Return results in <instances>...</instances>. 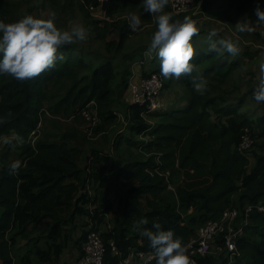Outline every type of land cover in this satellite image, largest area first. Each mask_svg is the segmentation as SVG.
I'll list each match as a JSON object with an SVG mask.
<instances>
[{
  "label": "trees",
  "instance_id": "obj_1",
  "mask_svg": "<svg viewBox=\"0 0 264 264\" xmlns=\"http://www.w3.org/2000/svg\"><path fill=\"white\" fill-rule=\"evenodd\" d=\"M64 1L69 6L80 2L88 10L102 6L100 0ZM120 1H109L103 10L112 22H105L104 27L100 22L94 23L101 40L106 41L109 33L117 38L106 43L108 49L116 51L124 50L129 38L135 35L129 23L113 20ZM202 1L204 10L209 11L216 0ZM228 1L239 12L264 7L261 0ZM0 16L5 19L11 16L6 0H0ZM243 49L248 60L264 55L258 50ZM60 51L63 59L33 78L21 81L7 74L0 75V139L14 132L22 141L16 143L21 163L16 174L10 170L11 152L0 153L1 264H15L16 239L28 235L45 221L52 223L50 238L58 241L68 237L79 217H89L105 242L106 263L120 264L133 250L154 252L147 237H141L139 232L145 228L155 230V223L172 229L187 246L196 234V227L221 220L229 209L264 203V115L254 123L241 112L244 104L221 106L220 102L228 103L222 97L196 93L183 110H165L147 116L143 108L130 104L125 114L126 128L132 136L151 140L130 142L128 139L127 142L148 154L159 155L147 159L133 157L123 165L102 153L93 158L99 165L82 168L83 150L72 134L64 135L60 141L35 140L48 112L63 113L69 119L93 104L105 125L118 121L114 111L117 96L114 62L103 60L90 75L78 79L79 70L85 67L83 58H73L67 46H62ZM199 56L214 59L215 52ZM194 63L199 61L194 60ZM210 69L215 70L217 77L226 79L232 64ZM64 78L73 81V85L64 97L49 105L50 84ZM193 78L192 73L188 74L183 84L192 86ZM148 117H158L161 123L155 127L148 122ZM247 131L256 140L248 154L237 149ZM253 151L255 163L250 167ZM156 170L170 172L173 176L184 175V185L177 191L180 208L192 210L199 216L187 222L180 209L163 199L168 183ZM88 185L95 189L93 197L84 192ZM116 205L114 225L102 232L101 226ZM137 217L141 218L139 230L134 223ZM63 250L64 246L58 244L52 253L37 248L36 255L42 262H50L59 259ZM238 253L231 264H264V216L256 211L251 214V224L238 242ZM202 261L220 264L225 260L209 257ZM20 264L33 263L25 256Z\"/></svg>",
  "mask_w": 264,
  "mask_h": 264
},
{
  "label": "rangeland",
  "instance_id": "obj_2",
  "mask_svg": "<svg viewBox=\"0 0 264 264\" xmlns=\"http://www.w3.org/2000/svg\"><path fill=\"white\" fill-rule=\"evenodd\" d=\"M264 5V0H261ZM7 9L10 11L11 16L7 19L0 16V20L4 22H14L21 17L32 14L34 16H44L54 12L56 16V23L59 27L70 30L74 24H83L89 29V36L85 41H74L71 44H67L69 49L68 54L73 58H83L85 67L79 70L78 79L86 77L92 73V71L106 59H111L114 62L116 68V81L114 84L117 98L114 105V111L119 112L122 115L126 114L128 106L127 100L122 91L126 90L129 82V74L132 63L136 58H140L143 53H139L140 50L129 46L125 47L122 51H116V49H108L106 43L108 41L117 40V38L109 33L106 41L101 40L95 32V22H100L102 27L106 26L105 22H112V19L108 18L104 12L100 10L90 11L85 8L80 2L75 3L73 6L65 4L64 0H6ZM203 1L199 0L196 3L195 9L192 11V18L198 21V28L200 29L197 37H193L194 42L197 43V52L193 58L198 60L193 77H200L202 74L204 77V88L202 92H197L193 86L187 87L183 84L182 80L188 79V74H183L179 79H166L168 85H172L174 92L178 91L181 96L192 97L193 94H206L209 97H222L227 104L220 102L221 106L228 104H244L241 112L246 113L251 120L255 123L257 118L264 115V102H256L253 98L254 90L261 79H264V72L259 73V66L262 64V59L259 58L256 61L248 60L243 55V48L252 50H262L264 48V33L260 34V31L264 29V23L259 24L256 30L251 33H238L235 24L241 19H251L255 22L254 9L251 11L239 12L228 0H216L214 6L209 11L204 10ZM165 11L171 12L168 4ZM135 13L141 17L140 30L135 31V36L132 37V44H136L138 41L149 42L152 34L156 30V21L153 14L144 12V6L142 0H122L117 4V10L114 15V19L117 22L129 23L130 14ZM145 14V15H144ZM185 16H175V20H183ZM211 26V27H210ZM213 27L219 28L224 32L227 39L239 40L237 54L233 55L227 51L215 52L214 59H206L200 57L199 53H208V34L206 30ZM219 36L220 38H223ZM150 45V44H149ZM146 46L145 48L149 47ZM61 53V51L59 50ZM149 54L143 55L147 58V62L157 61L158 57L154 52L149 51ZM63 54V53H62ZM138 55V56H137ZM264 56V55H262ZM213 60V61H212ZM232 64V71L230 75L225 79L214 75L215 70L210 69L214 67L223 68L225 65ZM160 67V64L158 65ZM191 79V78H190ZM73 81L68 78L56 79L49 87V96L51 97L49 105H53L64 97L73 85ZM89 110L93 114H97L94 105H90ZM148 122L153 126H157L161 123V119L158 117H148ZM66 134H72L75 137L76 144H78L83 150V158L80 166L83 168H93L98 163H95L93 158L95 154H104L111 156L118 165L125 164L133 157L136 158H150L157 157L159 154L156 152L148 154L142 151L138 146H133L130 142H149L150 137L132 136L129 129L126 128L124 123L117 121L113 125L107 126L103 120L99 119V123L93 125L87 119L83 117L81 113H76L72 118H66L63 113L53 115L51 112L46 113L43 118L42 124L39 128L38 136L36 139H44L49 141H60ZM17 141L9 143V141L0 143V152H3L5 148L11 144L10 162L20 161L17 157L18 150L16 147ZM6 153V152H4ZM3 153V154H4ZM252 167L255 163L254 151L250 155ZM185 177L182 173L177 175H171L169 177V184L173 188H168L163 192V199L182 211L186 221L198 214L192 210H181L179 200L177 196L178 189L184 185ZM117 205L111 212L110 217L105 221V225L101 226V231L104 232L107 228H112L114 225V218L117 215ZM199 216V215H198ZM76 220L74 229L71 230L68 237L54 241L50 238V231L52 223L45 221L41 223L36 229H33L28 235L18 237L16 243L13 246V258L15 264H20L23 257L29 256L33 264H60V261L67 258L65 264H68L70 260H73L74 251L78 254L81 252V246L84 241L88 225L84 218L79 217ZM90 220V219H88ZM91 221V220H90ZM137 230L141 226V218L137 217L135 222ZM196 227L195 229H197ZM143 230H140L141 237ZM61 244L64 246V250L59 259H53L50 262H42L36 255L37 248L46 250L50 253L54 250L55 245ZM53 245V246H52ZM76 255V254H75ZM62 258V259H61ZM61 261V262H62ZM1 264V262H0Z\"/></svg>",
  "mask_w": 264,
  "mask_h": 264
},
{
  "label": "clouds",
  "instance_id": "obj_3",
  "mask_svg": "<svg viewBox=\"0 0 264 264\" xmlns=\"http://www.w3.org/2000/svg\"><path fill=\"white\" fill-rule=\"evenodd\" d=\"M142 4L144 12L153 14L156 21L148 51L158 57L160 75L164 79H179L183 74L193 73L198 43L193 37L200 31L198 21L191 16H185L182 21L173 19V13L165 11L168 0H142ZM254 15L255 22L241 19L235 24L238 33L254 32L259 24L264 23V7L257 6ZM141 23L139 15L130 14L132 31L140 30ZM217 35L216 29L209 33L208 52L238 53V39H212ZM88 36L89 29L83 24H74L70 30L59 27L54 12L46 17L28 14L14 22L0 20V75L7 74L21 81L33 78L63 59L59 52L62 46L85 41ZM259 67L264 72V64ZM193 87L202 92V74L193 78ZM253 98L258 103L264 102V79L257 84ZM20 167V161L12 162L11 173L16 174ZM153 229L145 228L142 235L147 237L156 254V264H194L181 236L172 229L162 228L159 223H155Z\"/></svg>",
  "mask_w": 264,
  "mask_h": 264
},
{
  "label": "built area",
  "instance_id": "obj_4",
  "mask_svg": "<svg viewBox=\"0 0 264 264\" xmlns=\"http://www.w3.org/2000/svg\"><path fill=\"white\" fill-rule=\"evenodd\" d=\"M109 1L111 0H100L102 6L99 9L91 7L90 11L100 10L103 12V3L108 4ZM196 3V0H168V6L173 15L181 17L192 14ZM262 33H264V29L260 31L261 35ZM260 52L264 54V48ZM146 61L147 58L141 61V64L145 65ZM165 81L158 72H152L141 77H137L134 73L131 74L128 82L131 104L143 108L146 116L165 111L167 109L163 99ZM89 108L90 105L80 113L90 123L96 125L99 123V117L97 114H93ZM119 120L125 125L128 124L126 115L121 114ZM255 143V138L247 131L237 149L241 153L248 154L254 149ZM156 172L166 179L168 188H173L169 184L170 172L161 173L158 170ZM84 192L93 197L90 185L87 186ZM93 208L90 207V209ZM255 211L264 216V203L246 205L241 209H229L223 214L221 220L209 221L199 226L196 234L187 244L188 252L194 264H204L202 260L209 257L214 259L224 258V263L220 264L233 263L239 256L238 242L244 237L247 227L251 224V214ZM106 254L107 248L101 232L95 230L94 225L91 223L86 231L77 264H107ZM154 261H156L155 252L146 253L133 250L120 261V264H152Z\"/></svg>",
  "mask_w": 264,
  "mask_h": 264
},
{
  "label": "crops",
  "instance_id": "obj_5",
  "mask_svg": "<svg viewBox=\"0 0 264 264\" xmlns=\"http://www.w3.org/2000/svg\"><path fill=\"white\" fill-rule=\"evenodd\" d=\"M210 27L208 28V30H206L207 34L209 35V33L211 32L212 29H216L217 32H218V35L213 37L212 39H214V40L221 39L219 36H221V34L224 33V32L220 31L219 28L213 27L212 29H210ZM134 36H132V37H134ZM132 37L129 38V40L127 41L126 46L127 47L129 46V49H131L132 47H135V49L140 50L139 53H143V54H142V56L140 58H138V59L136 58V60L132 63L131 68H130L129 78H130V75L133 74V73L137 77H141V76H147L149 73H152V72H157L160 69V67L158 66L159 62L154 61V63H153V61H150V62H147L145 65L141 64V61H143L142 59L144 58V56L149 54L148 53L149 52L148 51L149 47H147V48H145V47L148 46L151 43V40H149V42L138 41L133 46L132 44H130V42H132ZM194 37H197V36H194ZM222 37L227 39V36H225L224 34H222ZM206 52H208V51H206ZM201 54H204V53H199V55H201ZM259 58L262 59V64H264V56H262V54L259 55L258 57H256L255 59H253V61L258 60ZM260 73H261V71H260V68H259V73L258 74H260ZM173 89L174 88H172V85H168L167 81H165V90L163 92V99H164V101L166 103V107H167L166 111L167 112L176 111V110H183L186 107L187 103L189 102V100L191 98V96L190 97L181 96L178 93V91L174 92ZM124 96H125V98L127 100V103H128V106H127V109H128V107L131 104L130 94H129L128 88H127L126 92L123 94V98H124ZM116 98H117V96H116ZM0 102H1V97H0ZM116 113L118 114V121H120L119 120V116L121 115V113H119V112H116ZM7 141H9V143H12L13 141H17L19 144L22 143V141L16 136V134L14 132L0 139V143H2V144L4 143V145L6 144ZM11 146L12 145L9 144L5 148V150L3 152H0V153L2 154L4 152H7L8 150H10ZM91 189H92V192H95V189H94L93 186H91ZM110 215H111V213L107 216L106 220L110 217ZM82 218H84L83 220L86 221V223H87V225L89 227L90 224L92 223L90 220H88L89 217L83 216ZM79 219L80 218H78V220ZM78 258H79V254L76 251H74L73 260H70L67 263L68 264H77ZM66 260H67V258H64L63 261L61 260L62 262L60 261V264H65Z\"/></svg>",
  "mask_w": 264,
  "mask_h": 264
},
{
  "label": "water",
  "instance_id": "obj_6",
  "mask_svg": "<svg viewBox=\"0 0 264 264\" xmlns=\"http://www.w3.org/2000/svg\"><path fill=\"white\" fill-rule=\"evenodd\" d=\"M107 5H108V4H107L106 2L103 3V9H104V10L106 9Z\"/></svg>",
  "mask_w": 264,
  "mask_h": 264
}]
</instances>
